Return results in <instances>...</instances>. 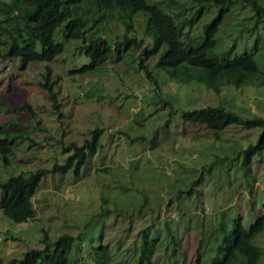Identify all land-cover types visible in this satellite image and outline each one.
<instances>
[{
	"label": "rangeland",
	"instance_id": "obj_1",
	"mask_svg": "<svg viewBox=\"0 0 264 264\" xmlns=\"http://www.w3.org/2000/svg\"><path fill=\"white\" fill-rule=\"evenodd\" d=\"M179 1L183 2L180 10L187 14L190 5ZM244 14L248 13L239 12V16ZM223 22L230 24L228 17ZM110 26L116 34L122 31L113 22ZM227 32L223 38H228ZM134 33L142 36L141 31ZM232 33L234 52L255 38L260 41L261 50L254 58L264 70V28ZM225 42L226 38L221 44ZM65 54L60 52L50 62L25 64L0 58V126H6L11 135L22 129L29 136L16 138L7 160L0 159V180L44 168L32 196V219L15 222L0 209L2 262L20 258L29 247L42 246L44 232L49 243L59 233H69L83 251L98 243L102 233V241L111 246V261H123L125 256L131 261L128 246L138 252L137 230L148 224L150 235H158L150 264H177L180 256L185 264H194L202 227L208 229L220 220L229 223L237 215L244 225L253 219L264 203V150L252 155L247 167L242 165L241 154L261 128L229 124L214 133L203 124L183 121L180 112L220 104L245 117H264V85L224 86L215 92L196 81H176L156 67L153 58L145 61L147 76L142 68L132 69L114 54L101 73L81 74L68 71ZM136 55L137 51L134 65ZM46 64L56 110L39 84ZM96 126L101 128L99 143L94 151L86 152L77 175L71 169L64 174L49 172L54 161L65 160L69 150L64 146L80 144ZM198 177L200 182L193 183ZM180 189H191L187 200L174 199V190ZM102 197L110 200L102 204ZM176 205L181 215L175 212ZM165 217L169 225L179 228L170 229L179 243L164 261L172 247L166 245L170 234L163 224ZM254 241L263 251L264 264V227ZM77 255L86 256L79 251Z\"/></svg>",
	"mask_w": 264,
	"mask_h": 264
},
{
	"label": "trees",
	"instance_id": "obj_2",
	"mask_svg": "<svg viewBox=\"0 0 264 264\" xmlns=\"http://www.w3.org/2000/svg\"><path fill=\"white\" fill-rule=\"evenodd\" d=\"M158 1L0 0V58L21 64L50 62L60 52L66 51L64 59L67 57L69 72L82 74L94 71L99 74L105 61L114 54L116 59L124 60L132 69L142 68L147 76L150 73L145 61L153 58L154 65L176 81H196L215 92L224 86L264 85V70L259 69L254 58L260 49V41L255 38L251 44H245L242 51L234 52L235 38H230L232 32L249 34L260 26L264 28V0H186L190 5L187 14L180 10L182 1L163 0V4ZM240 11L248 14L239 16ZM226 17L229 18L228 26L223 22ZM112 22L115 27L122 28L119 34L110 26ZM135 31H141L142 36H137ZM226 31L227 42L221 44L225 41L222 36ZM136 51L138 55L134 65ZM81 58L85 59L84 62ZM42 77L39 84L46 88L52 108L56 110L57 99L47 64ZM26 107L30 110L28 105ZM180 118L188 123L203 124L214 133L229 124L260 127L256 140L242 149L243 167L249 165L252 155H259L264 150L263 116L253 114L245 117L219 104L182 110ZM20 127L24 128V124ZM20 131L11 135L6 126H0L3 133L0 137V159L7 160L16 138L29 137L22 129ZM100 131L101 128L96 126L80 144L70 142L64 146V150H69L65 160L60 163L54 161L49 172L64 174L71 169L72 174L77 175L86 152L94 151L98 145ZM43 171V167H37L0 180V209L6 217L15 222L34 217L32 196ZM192 182L199 183L200 177ZM174 192L175 200H187L191 189ZM109 200V197L101 198L102 204ZM176 209L175 212L181 215L179 205ZM108 211L111 208H106ZM163 224L170 234L166 245L172 246L165 261L179 243L170 229L178 231L179 228L169 225L166 217ZM263 227L264 203L247 225L237 215L229 223L220 220L217 224L212 222L208 229L202 227L194 264H262L263 251L254 239ZM127 230L125 227L122 231L125 234ZM137 234L139 241L134 244H137L138 252H131L128 246L127 252L133 256L131 261L126 256L123 261H111V246L102 241V233L98 235V243L83 251L81 243L80 246L76 244L74 236L69 233H59L49 243L44 232L42 246L29 247L20 258L6 262L0 260V264H77L78 261L82 264H150L158 235H150L148 224L139 226ZM77 251L86 256L78 258ZM177 261V264H185L181 256Z\"/></svg>",
	"mask_w": 264,
	"mask_h": 264
}]
</instances>
